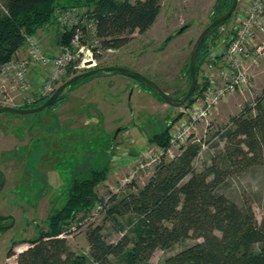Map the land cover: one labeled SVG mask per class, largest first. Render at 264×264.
<instances>
[{
	"label": "rangeland",
	"instance_id": "obj_1",
	"mask_svg": "<svg viewBox=\"0 0 264 264\" xmlns=\"http://www.w3.org/2000/svg\"><path fill=\"white\" fill-rule=\"evenodd\" d=\"M217 1L162 0L161 14L147 33L140 35L136 32L132 35L131 42L120 50H103L91 42L99 53V58L94 56L96 66L71 69L66 81L93 69L114 66L140 73L155 81L170 97L181 99L183 95H186L191 83L190 73L189 75L187 73L191 52L199 36L212 23V12ZM247 1L239 0L231 23ZM89 7L92 6L86 4L80 8H69H75L85 15V12L90 10ZM188 23H192V26L184 34L173 39L163 50H160L168 36ZM63 30L64 28L55 23L40 29L35 37L41 41L47 51L53 52H49L50 54L58 55L60 49L55 52L57 51L56 37L57 33L64 32ZM219 32L220 30H217L216 37ZM210 43L214 44L212 41ZM75 49L78 50V47L72 48V50ZM44 70L42 67H37L32 72L37 73L38 77L41 74L45 75ZM250 72L253 76L251 95H232L227 102L221 104L219 110L208 122H203L199 126L190 122L194 127L198 126V130L194 128L190 130L191 135L187 144H198L201 151L194 162L195 170L201 171L204 167L210 166L213 161L222 160L226 146L225 134L232 127L231 118L240 114L254 99L264 95V61ZM104 73L107 72L98 73L92 78L90 76V79L84 82L91 81L92 85L96 84ZM117 75V80L113 78L112 81L117 87L126 85L127 92L123 94L121 110L111 111L108 123L113 128L120 123V120H126L122 126L127 125L131 129L128 135L121 132L117 134L119 127L116 130L113 129L114 131L110 128L108 132L98 131L96 119L101 118V115L94 112L96 109L91 106V100L95 96V92L90 93L91 86L81 87L79 94L81 101L78 109L76 108V101H72L71 95L68 94L74 92L83 82L66 90L67 103H64L65 99L51 106L49 110L33 115L2 114L0 116V170L7 179L5 187L0 192V216L12 215L15 218V225L10 230L0 233V264H17L18 255L29 248L30 241L51 230L53 220L60 215L67 204L72 181L88 179L93 171H106V179L95 188L97 203L92 205L86 214L78 212L76 223L73 225V234L67 237L69 244L75 252L89 256L85 231L91 224L101 225L109 242L116 243L121 238V234L116 232L117 227L110 220H106V216L109 209L108 201L113 196L121 198L135 191L127 188V184L124 183L130 178L131 169L126 166L124 160L131 159L147 147L156 149L159 145L153 143L154 137L165 131L170 141V130L181 119L183 107L175 108L166 104L152 90L144 87L143 89L150 96L141 93L138 98L136 92L138 89L135 88L142 86L139 85L141 83L120 74ZM197 79L198 86L205 87L206 81L201 74V68ZM63 83V79L56 82V88ZM87 92L93 94L91 100L86 97ZM66 108L69 109V114L75 112L82 118L77 129H70L76 128L72 123L65 126L69 117L62 112H66ZM81 127L83 129L80 130ZM88 130L91 132H87ZM41 140L46 142L44 145L46 152L45 149L40 148ZM111 144L112 147H110ZM159 148L163 147L159 146ZM20 149L24 153L18 156ZM118 149L127 150L129 155L115 164L113 157L119 153H117ZM35 151L41 152V158L37 157V154L27 156V153ZM172 152L174 155L178 154V146L172 148ZM118 155L121 156V153ZM32 156L35 157V162ZM44 157H47L46 160L49 163L46 169L42 165ZM116 165H119V174H116L113 167ZM154 171L155 169H151L148 173H140L135 179L136 185L143 186ZM219 191L239 206L250 203L257 219L261 221L264 218L263 166L252 167L240 174H231ZM119 223L123 225V232L130 237L132 243L136 241L138 217L126 215L119 218ZM196 242L194 239H189L176 244L169 250L158 249L150 259V264H162L166 258ZM111 261L113 264H126V256L111 257Z\"/></svg>",
	"mask_w": 264,
	"mask_h": 264
},
{
	"label": "trees",
	"instance_id": "obj_2",
	"mask_svg": "<svg viewBox=\"0 0 264 264\" xmlns=\"http://www.w3.org/2000/svg\"><path fill=\"white\" fill-rule=\"evenodd\" d=\"M232 3L233 0H218L212 21L227 13ZM86 4L92 7L84 16L87 21L95 22V38L103 50H120L131 42L136 32L144 35L162 11V0H0V69L24 46L26 36H35L40 29L55 25L57 8H80ZM233 15L224 24H228ZM222 25L202 44L197 56V75L211 48L210 42L215 41ZM78 30L84 38L90 39L85 26H74L57 33V44L69 46ZM94 55L99 58L95 49ZM70 72L71 69L63 82ZM187 73L189 75V69ZM88 79L90 77L83 78L66 90ZM139 83L153 91L145 83ZM66 90L56 103L66 99ZM201 92L202 88L197 86L188 103ZM50 96L19 108H37ZM230 122L232 127L225 134L221 161H213L201 171L195 170L200 145L190 143L175 159L165 161L163 158L143 186L138 187L132 181L126 187L135 191L121 198L113 196L107 204L106 220L117 227L121 238L116 243L109 242L101 225H89L85 231L89 256L75 252L67 237L73 234L78 212L86 214L97 203L94 191L106 179V171H93L85 180L74 179L67 204L53 220L51 230L30 241L29 248L18 255L17 264H113L111 257L123 255L126 264H150L158 249L169 250L189 239L197 242L166 258L162 264H264V218L257 219L250 203L239 206L219 191L231 174L264 167V95L233 116ZM153 143L168 147L166 131L155 136ZM130 214L139 221L133 243L119 223V218Z\"/></svg>",
	"mask_w": 264,
	"mask_h": 264
},
{
	"label": "built area",
	"instance_id": "obj_3",
	"mask_svg": "<svg viewBox=\"0 0 264 264\" xmlns=\"http://www.w3.org/2000/svg\"><path fill=\"white\" fill-rule=\"evenodd\" d=\"M235 14L236 11L233 18ZM55 18L64 32L74 26H85L90 39L84 38L78 30L70 45L61 46L60 53L55 55L50 54L37 37L26 36L24 46L0 69V108H19L33 104L52 95L57 89L55 83L62 81L69 69L96 66L94 45L91 43L100 47L95 38V22L87 21L84 14L75 8H57ZM219 30L201 67V74L206 81L201 94L193 102H187L181 107L182 117L170 130L168 147H147L131 159L124 160L126 166L131 168L130 178L124 183L135 181L140 173L155 169L163 158L168 161L178 157L188 145L190 130L194 128L197 131L199 125L208 122L230 96L252 94L253 76L250 71L264 61V0H248L236 19L222 25ZM74 47H78V50H72ZM37 67L44 68L45 75L41 74L34 79L32 70ZM190 122L198 126L194 127ZM177 146L178 154L174 155L172 148ZM117 153L113 157L115 164L129 155L127 150L118 149ZM113 167L116 174H119V165Z\"/></svg>",
	"mask_w": 264,
	"mask_h": 264
},
{
	"label": "water",
	"instance_id": "obj_4",
	"mask_svg": "<svg viewBox=\"0 0 264 264\" xmlns=\"http://www.w3.org/2000/svg\"><path fill=\"white\" fill-rule=\"evenodd\" d=\"M238 2L239 0H233L232 6L229 9L227 13L224 15L216 18L206 29L202 32V34L199 36L196 44L193 47V50L190 55V67H189V73H190V87L189 90L180 102H177L174 98L170 97L164 90L153 80L143 76L140 73L133 72L131 70L125 69V68H120V67H104V68H98V69H93L84 73H81L79 75L74 76L73 78L67 80L64 82L61 86H59L55 92L48 98V100L42 104L41 106L37 108H32V109H19V108H11V107H4L0 108V116L2 113L5 112H12L18 115H33V114H38L40 112H43L45 109L53 106L56 104V102L59 100L61 94L72 84L78 82L79 80L90 77L93 75H97L98 73H103V72H111V73H116L120 74L122 76L141 81L145 83L147 86H149L159 97H161L164 102L168 105H171L175 108H181L184 104H186L190 98L195 94L197 86H198V79H197V72H196V64H197V56L199 53V50L202 46V44L205 42L206 38L208 35L217 27L220 25L224 24L227 22L232 15L235 13L237 7H238ZM192 26V23H188L184 26H182L178 31H176L174 34L170 35L167 37V39L164 41L163 45L161 46L160 50H163L173 39L177 38L178 36L184 34L190 27ZM159 50V51H160ZM119 132V131H118ZM117 132V134H118ZM116 134V135H117ZM0 173L2 174V182L0 183V192L1 190L5 187L6 183V177L4 176L3 172L0 170ZM13 217H6V216H0V222L6 221ZM14 226V222L8 226L5 227H0V231H7L10 230Z\"/></svg>",
	"mask_w": 264,
	"mask_h": 264
},
{
	"label": "crops",
	"instance_id": "obj_5",
	"mask_svg": "<svg viewBox=\"0 0 264 264\" xmlns=\"http://www.w3.org/2000/svg\"><path fill=\"white\" fill-rule=\"evenodd\" d=\"M38 32H40V30ZM56 45H57V51H55V52H58V50L60 49V46L57 44V41H56ZM48 52H50V51L48 50ZM50 53H53V52H50ZM33 76H34V79H36L37 73L33 74ZM117 77H118V75L116 73H111V72L104 73V75H101L99 78L101 80L98 81L96 84L92 85L91 81L83 82L81 84V86H79L74 92H72L71 94H68V95L69 96L71 95L72 101L73 100L76 101L75 106L78 109V105L80 104L79 102L81 101V98L79 96V94L81 93V87H83V86L87 87L88 85L91 86L92 89H91L90 93L95 92L94 99L91 100V96H93V94H90L89 92L86 93V97L90 98L91 106L95 107L96 110H94V112L98 113V115L99 114L101 115V118L99 117V119H96V121H98V123H97V126L99 128L98 131H103V132L107 131L108 132V130L110 131V129L116 130L119 127L118 129H119V132H121V134L123 133V134L128 135V133L131 129L127 125H125V127L122 126V124L126 120H124V121L120 120V123L116 124V126L113 128H111V126L108 123L110 120V117H111L110 115L112 114L111 111L121 110L120 105L123 103V94L124 93L126 94V92H127L126 85L117 87L115 85L114 81H112L113 78L115 80H117ZM135 89H138L136 91L138 94V98L140 97L141 93H143L144 95L145 94L149 95L147 93V91L144 89L141 90L138 87H136ZM135 89L133 91H135ZM133 93H135V92H133ZM67 102H68V100L66 99V101H64V103H67ZM66 106L67 105L65 104V107ZM68 112H69L68 108H66V112H62L64 115L66 114L69 117V121H66L67 123L65 124V126H68V124L71 125V123H72V125L76 126V128H70V129H77L78 125H80L79 123L82 122V118L80 116H78V113L73 112V113L69 114ZM78 119H80V120H78ZM86 120H88V119H86ZM70 129H66V130L68 131ZM81 129H83V127H81L80 130ZM87 132H91V131L88 130ZM119 132H118V134H119ZM112 146L113 145L111 144L110 147H112Z\"/></svg>",
	"mask_w": 264,
	"mask_h": 264
},
{
	"label": "flooded vegetation",
	"instance_id": "obj_6",
	"mask_svg": "<svg viewBox=\"0 0 264 264\" xmlns=\"http://www.w3.org/2000/svg\"><path fill=\"white\" fill-rule=\"evenodd\" d=\"M213 22V21H212ZM138 82V81H137ZM140 82V81H139ZM140 85V84H139ZM138 88H140L141 90H143V87L142 86H138ZM188 92V91H187ZM187 94V93H186ZM186 96V95H185ZM184 95H183V97L181 98V99H175L177 102H180L182 99H184V97H185ZM173 98V97H172ZM50 108V107H49ZM49 108H47V109H45L44 111H46V110H49ZM40 139H41V137H39ZM41 143H42V146H40V148L41 149H45V147H44V145H45V141H42L41 140ZM34 147H35V145H33ZM35 149H37V148H35ZM34 149V150H35ZM45 152H46V149H45ZM24 152H23V150L22 149H20L19 151H18V156H20V155H22ZM34 154H37V157H39V158H41V156H42V154H41V152H39V151H35V152H30V153H27V156L29 157V156H31V155H34ZM27 156H26V158H27ZM32 159H33V161L35 162V157H31ZM47 158V157H46ZM46 158L44 157V160H43V167L46 169L47 167H48V165H49V163L47 162V160H46ZM47 163H48V165H47ZM4 174V173H3ZM5 175V174H4ZM0 177H1V181H2V179H3V177H2V174L0 173ZM6 177V176H5ZM7 180V179H6ZM13 217L12 215H8V216H6V217ZM14 218V217H13ZM14 222V225H15V218H14V220L12 219V218H10L9 220H6V221H2V222H0V227H5V226H8V225H10V224H12ZM8 231V230H7ZM2 232H5V231H0V233H2Z\"/></svg>",
	"mask_w": 264,
	"mask_h": 264
},
{
	"label": "bare ground",
	"instance_id": "obj_7",
	"mask_svg": "<svg viewBox=\"0 0 264 264\" xmlns=\"http://www.w3.org/2000/svg\"><path fill=\"white\" fill-rule=\"evenodd\" d=\"M91 67V66H90Z\"/></svg>",
	"mask_w": 264,
	"mask_h": 264
}]
</instances>
